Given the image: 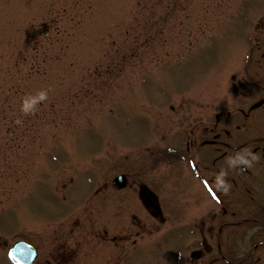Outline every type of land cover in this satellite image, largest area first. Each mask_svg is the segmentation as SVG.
Wrapping results in <instances>:
<instances>
[{
	"label": "rangeland",
	"instance_id": "obj_1",
	"mask_svg": "<svg viewBox=\"0 0 264 264\" xmlns=\"http://www.w3.org/2000/svg\"><path fill=\"white\" fill-rule=\"evenodd\" d=\"M255 2L0 0V264H13L8 248L60 211L54 188L84 190L117 171L134 187L162 119L187 132L199 102H222ZM41 90L47 99L22 113ZM167 185L166 211L195 206L193 184Z\"/></svg>",
	"mask_w": 264,
	"mask_h": 264
},
{
	"label": "flooded vegetation",
	"instance_id": "obj_2",
	"mask_svg": "<svg viewBox=\"0 0 264 264\" xmlns=\"http://www.w3.org/2000/svg\"><path fill=\"white\" fill-rule=\"evenodd\" d=\"M250 31L248 59L225 83L219 108L207 99L191 116L193 130L185 138V157L178 132L167 140L163 136L177 181L184 174L193 184L196 203L186 222L189 226L171 227L177 237H152L160 225L170 222L163 219L150 190L138 200L137 212V191L147 186L156 192L162 184L147 175L150 166L134 187L128 178L124 190L100 188L88 200L81 190L71 195L59 215L50 216L46 233L34 237L33 264H166L153 253L161 247L172 254L167 264H264V12ZM246 151L257 157L250 167L229 166L230 159ZM222 173L221 180L230 185L226 194L217 188ZM123 191L127 220H119ZM199 198L206 199L205 211ZM75 203H87L88 211L74 213L79 206Z\"/></svg>",
	"mask_w": 264,
	"mask_h": 264
},
{
	"label": "clouds",
	"instance_id": "obj_3",
	"mask_svg": "<svg viewBox=\"0 0 264 264\" xmlns=\"http://www.w3.org/2000/svg\"><path fill=\"white\" fill-rule=\"evenodd\" d=\"M47 99V91L41 90L39 91L35 96H27L23 99L20 111L24 114H31L36 110L37 105L41 102ZM257 157L255 155H251L249 152H245L243 154H238L236 157L230 159L228 161L229 166L233 167L236 164H243L245 166L250 167L252 165V162L255 161ZM224 174L222 173L220 178L217 181V188L218 190L223 191L225 194L228 192L230 185L224 183L221 180V177ZM222 184V187H221Z\"/></svg>",
	"mask_w": 264,
	"mask_h": 264
},
{
	"label": "water",
	"instance_id": "obj_4",
	"mask_svg": "<svg viewBox=\"0 0 264 264\" xmlns=\"http://www.w3.org/2000/svg\"><path fill=\"white\" fill-rule=\"evenodd\" d=\"M16 248V247H15ZM15 255H19V254H15Z\"/></svg>",
	"mask_w": 264,
	"mask_h": 264
}]
</instances>
